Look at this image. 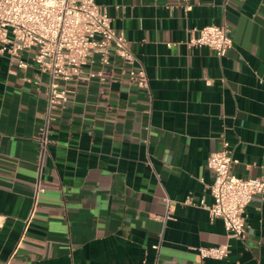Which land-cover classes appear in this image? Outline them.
I'll use <instances>...</instances> for the list:
<instances>
[{
    "label": "crops",
    "instance_id": "1",
    "mask_svg": "<svg viewBox=\"0 0 264 264\" xmlns=\"http://www.w3.org/2000/svg\"><path fill=\"white\" fill-rule=\"evenodd\" d=\"M94 1L150 95L113 49L105 65L87 59L62 84L39 170L47 74L33 48L20 54L25 67L0 54V264H264V193L246 206L240 237L200 204L213 201L207 159L223 142L235 174L264 175V0ZM208 24L229 28L225 55L187 45ZM209 245L229 253L199 258Z\"/></svg>",
    "mask_w": 264,
    "mask_h": 264
},
{
    "label": "built area",
    "instance_id": "2",
    "mask_svg": "<svg viewBox=\"0 0 264 264\" xmlns=\"http://www.w3.org/2000/svg\"><path fill=\"white\" fill-rule=\"evenodd\" d=\"M180 1L185 9L191 8V0ZM193 30L197 34L186 41L189 46H207L217 56H223L233 45L230 30L224 24H208ZM31 48L34 49V63L48 78L45 118L34 135L39 170L51 142L53 112L63 108L67 101V89L62 84L79 79L81 66L87 59L93 62L98 54V62L105 65L113 49L128 65L121 73L138 87L147 89L150 95L143 65L134 66L137 59L125 35L112 28L105 8L94 0H0V54H7L18 67H25L20 54ZM104 73L99 71L101 76ZM234 162L227 142H223L222 149L209 154L207 165L213 172L209 189L213 201L205 205L202 200L200 204L208 210L210 219L220 218L230 235L240 237L246 228V206L255 193H264V175L241 177L232 171ZM40 191L42 188L37 182L36 196ZM228 253L227 245L197 247L201 259H221ZM3 264H9V259Z\"/></svg>",
    "mask_w": 264,
    "mask_h": 264
}]
</instances>
